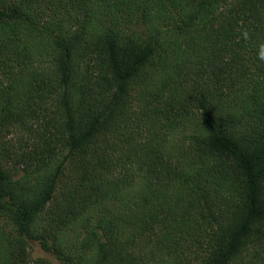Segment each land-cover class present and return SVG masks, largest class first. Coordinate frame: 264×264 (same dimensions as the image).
Returning <instances> with one entry per match:
<instances>
[{
	"label": "trees",
	"instance_id": "16d2710c",
	"mask_svg": "<svg viewBox=\"0 0 264 264\" xmlns=\"http://www.w3.org/2000/svg\"><path fill=\"white\" fill-rule=\"evenodd\" d=\"M262 55L264 0H0V264H264Z\"/></svg>",
	"mask_w": 264,
	"mask_h": 264
},
{
	"label": "rangeland",
	"instance_id": "374dc122",
	"mask_svg": "<svg viewBox=\"0 0 264 264\" xmlns=\"http://www.w3.org/2000/svg\"><path fill=\"white\" fill-rule=\"evenodd\" d=\"M190 85V83H189ZM140 96H142L144 98V100L146 99V96H148L147 94H140L139 92H137ZM128 99L130 101V104L132 106H130L132 109H137L138 107V100H139V97H137L135 94H134V91H132V94H130L128 96ZM148 101V98L146 99ZM147 101H145V103H147ZM24 121H26L28 124H31L33 125L34 129L36 130L37 128H40V129H43V125H44V122H43V119L41 118H36V119H25ZM122 125V124H121ZM123 126V125H122ZM108 135L106 138H109L110 137H113V135L110 133V132H107ZM4 134H7L5 131H4ZM36 134V135H35ZM7 138L6 139H11L12 142L15 144L16 141L18 139H20L22 141V147H27L28 149H30L31 147L34 146V142H36L37 140H32V137L34 136H38L37 133L33 132V131H30V130H21V128H10L9 129V132L7 134ZM27 141V142H26ZM17 145V144H15ZM13 146L12 149L18 151V148L16 146ZM33 145V146H32ZM69 167V166H68ZM30 251V249H29ZM31 252H32V256L33 257H42V258H49L52 260V257H50L47 253H45L42 249H40V247L38 246V244L36 243H33L32 244V247H31Z\"/></svg>",
	"mask_w": 264,
	"mask_h": 264
},
{
	"label": "clouds",
	"instance_id": "9594fccd",
	"mask_svg": "<svg viewBox=\"0 0 264 264\" xmlns=\"http://www.w3.org/2000/svg\"><path fill=\"white\" fill-rule=\"evenodd\" d=\"M260 59H261V60H264V55H262V56L260 57Z\"/></svg>",
	"mask_w": 264,
	"mask_h": 264
}]
</instances>
